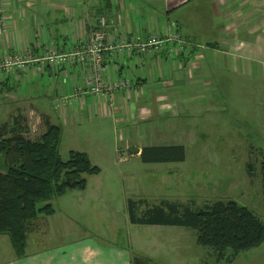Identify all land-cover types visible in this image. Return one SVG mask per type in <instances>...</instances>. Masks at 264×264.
I'll list each match as a JSON object with an SVG mask.
<instances>
[{"label": "rangeland", "instance_id": "rangeland-1", "mask_svg": "<svg viewBox=\"0 0 264 264\" xmlns=\"http://www.w3.org/2000/svg\"><path fill=\"white\" fill-rule=\"evenodd\" d=\"M204 66L209 75L200 79L199 86L183 91V96H193L192 102L180 107L181 112L174 113L172 108V113L151 115L150 119L160 116L154 124H128L126 133L114 120L91 121L80 111L66 117V126H59L60 159L67 161L70 152L85 153L98 168L97 174L82 176L83 189H69L50 203L54 214L75 229L74 236L86 229L94 241L129 248L134 259L143 264H264V241L234 258L226 250L225 258L217 261L211 250L196 244L194 230L132 225L126 219L129 200L135 202L137 216L163 200L177 204L180 210H198L222 200L245 207L264 224V73L249 79L241 72L237 79L232 73L237 67L226 68L220 71L225 74L222 84L212 75L218 70L212 64ZM44 86L46 92H54L59 85L50 81ZM10 89L13 91H5L27 101L22 107L15 97L3 98L1 94L0 121L10 114L20 117L26 126V138L37 139L44 133L45 113L51 119L56 117L58 125L64 121L59 114L62 109L51 107L50 99L47 107L42 106L45 91L33 82L15 84ZM28 98L38 100L37 110L30 109ZM143 111L131 117L132 122L146 115ZM173 145L184 147L183 162L145 164L133 151L137 147ZM59 222L62 226L61 219Z\"/></svg>", "mask_w": 264, "mask_h": 264}, {"label": "crops", "instance_id": "crops-1", "mask_svg": "<svg viewBox=\"0 0 264 264\" xmlns=\"http://www.w3.org/2000/svg\"><path fill=\"white\" fill-rule=\"evenodd\" d=\"M4 3L6 34L0 38V56L14 51L38 56L51 48L61 52L78 49L98 29L100 18L106 20L104 39L111 45L150 36L164 38L172 32L183 40L178 54L168 51L174 44H166L159 54L128 56L116 51L105 52L102 80L108 84L126 81L128 88L106 97L85 95L70 104L63 103L62 99L73 95L75 89L87 88L91 77L89 66H46L39 73L28 69L0 75L3 98L15 97L9 93L13 91L11 86L26 82H33L45 91L42 106L47 107L50 99L51 107L62 109L59 114L64 121L58 125L56 117L51 119L46 113L43 117L58 127L66 126V117L80 111L91 121L94 118L104 123L114 120L126 133L130 129L128 124H154L160 116L150 119L151 115L172 108L174 113L181 112L180 107L192 102L193 96H183V91L199 86L200 79L209 75L204 63L218 70L217 75H212L222 84L225 74L220 71L226 68L236 66V72L232 73L237 79L242 73L249 79L262 77L264 73V0H4ZM50 81L59 85L54 92L51 89L46 92L44 83ZM15 98L22 107L27 101L23 97ZM28 100L30 109L37 110L34 107L38 106V100ZM142 109L145 119L137 116L132 122L130 118ZM11 118L14 117L10 114L2 121ZM142 148L133 151L140 155ZM54 213L40 215L28 225L21 257L14 253L8 236L0 235V264H134L129 248L94 241L86 229L74 236L75 229L66 226L62 217ZM125 215L128 220L127 210Z\"/></svg>", "mask_w": 264, "mask_h": 264}, {"label": "trees", "instance_id": "trees-1", "mask_svg": "<svg viewBox=\"0 0 264 264\" xmlns=\"http://www.w3.org/2000/svg\"><path fill=\"white\" fill-rule=\"evenodd\" d=\"M43 122L44 133L30 140L24 136L27 130L20 117L0 121V235L8 236L18 257L24 254L28 225L40 215L53 214V199L69 189H83V175L98 173L85 153L70 152L63 162L59 156L61 129L47 119ZM139 156L145 164L178 163L185 160V149L181 145L146 146ZM262 193L264 197V171ZM127 206L131 224L194 230L196 244L211 250L217 261L225 258L226 250L234 258L264 241V224L234 201L217 200L198 210H180L177 204L163 200L140 216L134 212L135 202L129 200ZM134 264L143 262L135 259Z\"/></svg>", "mask_w": 264, "mask_h": 264}, {"label": "built area", "instance_id": "built-area-1", "mask_svg": "<svg viewBox=\"0 0 264 264\" xmlns=\"http://www.w3.org/2000/svg\"><path fill=\"white\" fill-rule=\"evenodd\" d=\"M5 3L0 0V38H4L6 28L4 26ZM106 20L100 18L99 27L93 30L89 40L82 47L70 51H57L56 49H48L43 55H32L29 52L18 53L12 52L5 56H0V75L12 73V71H27L33 69L36 73L42 71L44 67H60L64 65H80L89 66L91 77L87 83V88L75 89L73 95L62 99L63 103L70 104L76 98L89 95L91 97L110 96L114 91L122 88H128L129 84L126 81H116L108 84L102 80L101 72L103 71V54L105 52L116 51L120 55L131 56L133 54H159L164 51L166 44H174L170 53L178 54L182 50L183 40L179 35L172 32L164 38L150 36L147 39L135 38L131 41H121L117 45H111L105 41L104 27Z\"/></svg>", "mask_w": 264, "mask_h": 264}, {"label": "water", "instance_id": "water-1", "mask_svg": "<svg viewBox=\"0 0 264 264\" xmlns=\"http://www.w3.org/2000/svg\"><path fill=\"white\" fill-rule=\"evenodd\" d=\"M69 181H67V183H68Z\"/></svg>", "mask_w": 264, "mask_h": 264}]
</instances>
